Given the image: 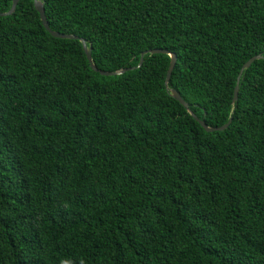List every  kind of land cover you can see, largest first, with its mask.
<instances>
[{
    "label": "trees",
    "instance_id": "16d2710c",
    "mask_svg": "<svg viewBox=\"0 0 264 264\" xmlns=\"http://www.w3.org/2000/svg\"><path fill=\"white\" fill-rule=\"evenodd\" d=\"M39 1L129 71L0 17V264H264V0Z\"/></svg>",
    "mask_w": 264,
    "mask_h": 264
},
{
    "label": "water",
    "instance_id": "95a60500",
    "mask_svg": "<svg viewBox=\"0 0 264 264\" xmlns=\"http://www.w3.org/2000/svg\"><path fill=\"white\" fill-rule=\"evenodd\" d=\"M20 0H13L12 2V5L10 7V10L6 13H0V17H5L6 15H9V14H12L14 12V10L16 9V6L18 4ZM33 5H34V8L35 10L37 11L38 13V17H39V21L41 23V26H43V28L53 37H56V38H61V39H66V40H78L81 44V49L86 57V60L90 66V69H92L94 72H98L94 65L92 64L91 62V59H90V55H89V49L86 48L85 46V42L83 39H79L75 36H71V35H65V34H61V33H57V32H53V31H50L49 28H48V25H47V22L45 20V17H44V12H43V6H42V3L39 1V0H33ZM146 54H151V55H154V54H164V55H168L170 57V63H169V66H168V71H167V74H166V79H165V87L168 86V83L170 81V78H171V75H172V72L174 70V66L176 64V55L173 54V53H169L168 51H165V50H160V49H153V50H148V51H145L143 52L141 55H140V60H139V64H138V69L139 67L142 65L143 63V57L146 55ZM263 56L261 54H256L252 57H250L241 67L240 69V72H239V75L237 77V84L234 88V94H233V102H235L237 100V95H238V90H239V87H238V82L240 80V77L242 75V73L248 69V67L252 64L253 61L257 60V59H260L262 58ZM129 70H126V71H120V72H112V73H107V72H98L99 75H102V76H115V75H123L125 72H127ZM171 94V97L174 101H176L178 104H180V106L187 112V106L182 102V99L180 98V96L175 92V91H171L170 92ZM191 115V114H190ZM192 116V115H191ZM192 118L201 126L203 127L206 131H209V132H212V131H224L230 124L231 122V119H229V121L221 126V127H218V128H208V127H205L203 122L199 121L198 119H196L195 117L192 116Z\"/></svg>",
    "mask_w": 264,
    "mask_h": 264
}]
</instances>
